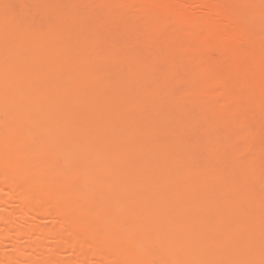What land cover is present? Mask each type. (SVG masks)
<instances>
[{"label": "bare ground", "instance_id": "obj_1", "mask_svg": "<svg viewBox=\"0 0 264 264\" xmlns=\"http://www.w3.org/2000/svg\"><path fill=\"white\" fill-rule=\"evenodd\" d=\"M190 1L0 0V264H264V0Z\"/></svg>", "mask_w": 264, "mask_h": 264}, {"label": "rangeland", "instance_id": "obj_2", "mask_svg": "<svg viewBox=\"0 0 264 264\" xmlns=\"http://www.w3.org/2000/svg\"><path fill=\"white\" fill-rule=\"evenodd\" d=\"M192 1H193V2H192ZM191 2H192V3H191ZM194 2H195L194 0H191V1H190V5H192ZM188 5H189V4H188ZM190 5H189L188 7H192V8L195 7V4H193L192 6H190ZM195 8H196V7H195ZM196 10H197V9H195V10L193 9V11H196ZM196 12H199V11L197 10ZM226 27H227L226 25H225V26H222V28H226Z\"/></svg>", "mask_w": 264, "mask_h": 264}]
</instances>
